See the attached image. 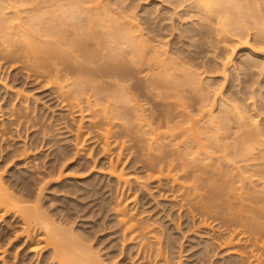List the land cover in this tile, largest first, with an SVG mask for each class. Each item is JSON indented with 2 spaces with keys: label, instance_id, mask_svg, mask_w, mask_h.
<instances>
[{
  "label": "bare ground",
  "instance_id": "obj_1",
  "mask_svg": "<svg viewBox=\"0 0 264 264\" xmlns=\"http://www.w3.org/2000/svg\"><path fill=\"white\" fill-rule=\"evenodd\" d=\"M147 1L0 0V100L14 95L0 103L1 264H128L75 226L78 209L48 210L52 178L65 194L102 193L119 254L142 264H181V224L196 248L184 264H264V0ZM88 141L103 184L64 177L85 168Z\"/></svg>",
  "mask_w": 264,
  "mask_h": 264
},
{
  "label": "rangeland",
  "instance_id": "obj_2",
  "mask_svg": "<svg viewBox=\"0 0 264 264\" xmlns=\"http://www.w3.org/2000/svg\"><path fill=\"white\" fill-rule=\"evenodd\" d=\"M145 1H147V0H145ZM153 1L154 0H148L146 3H153ZM143 2V1H142ZM144 3V2H143ZM149 3V4H150ZM154 4V3H153ZM152 4V5H153ZM0 71H2V70H0ZM10 77H8V81L6 80V82H8L7 84L9 85V87H14L15 86V88H10L11 90L13 89V91L15 90V91H17L16 90V88L17 87H21V88H23V85H24V83H22L23 82V79L22 78H20V76H15V75H13V77H11L12 76V73L9 75ZM15 77V78H14ZM13 79V80H12ZM16 79V80H15ZM21 84V85H20ZM11 85V86H10ZM13 85V86H12ZM19 85V86H18ZM30 85V84H29ZM26 86V85H25ZM24 86V87H25ZM26 87H29L28 85L26 86ZM1 88H3V89H1ZM20 88V89H21ZM18 89V88H17ZM37 88H35V89H33L34 91H30V93L28 92V94H30V96L32 97H34V95H36V97L35 98H40V100L38 99V102L41 104V103H43V102H45V101H47V98H45V96H44V94H42L41 93V89L40 90H36ZM39 89V88H38ZM43 91V90H42ZM4 92L6 93V89L4 88V87H0V96L3 94V95H5L4 94ZM9 93H7V95H6V97L4 98L6 101L8 100L7 98H8V96L10 97L11 95H13L11 92L12 91H8ZM31 92H33V93H31ZM36 92V93H35ZM33 94V95H32ZM13 98H14V95L12 96ZM20 97V96H19ZM3 98L0 100L1 102V105H3V104H5L6 103V101L4 100ZM18 99H20V98H18ZM44 99H45V101H44ZM4 102H3V101ZM19 101V100H18ZM49 104H50V101H49V103H48V107H49ZM41 106V105H40ZM46 107H47V104H46ZM45 107V108H46ZM44 108V109H45ZM47 111V110H46ZM51 111V110H50ZM60 110L59 109H56V107H54V109H53V117L54 118H51L50 119V121L52 122V120L53 121H55L56 120V117H58V116H56L57 114H59L60 112H59ZM48 113H49V111H48ZM51 113V112H50ZM50 113L49 114H47V116L48 115H50ZM52 114V113H51ZM70 119V127H69V129H71L72 127V129H76V125H77V123L78 122H80L79 121V118L78 117H76V119H75V117H74V120H73V118H69ZM71 119L73 120V121H71ZM77 122H76V121ZM75 121V122H74ZM72 123V124H71ZM86 123V122H85ZM79 125V124H78ZM61 131V130H60ZM64 131V130H63ZM66 135H67V133H66ZM68 135H69V133H68ZM12 136V139L10 138V140H9V138L6 140V142H4V141H2L3 143H9L10 145H14L15 143H17V141L19 142L20 141V145L22 144V141L21 140H23V139H21V138H19V139H21V140H19L18 139V136L16 137V135H14V138H13V135H11ZM22 137V136H21ZM24 138V137H23ZM14 140V141H13ZM1 141V140H0ZM9 141V142H8ZM8 144V145H9ZM89 141H88V143L86 144V146H87V150L89 151V152H92V153H86L85 155H84V157H85V161H84V163H85V168H81V169H83V170H81V169H79V168H77V169H72V168H68V169H66L65 171H67L68 173H69V169H70V174H68L67 172H65L64 173V177H76V174H77V176L79 177V175H81L80 176V178H86V177H88L89 179H94V180H96V181H101L100 183L101 184H103L104 182H105V177L104 176H102L103 174V167L104 166H102V163H103V161H102V159H103V156L100 154V155H97V152L99 151V148L96 146V145H93V147L91 148V147H89ZM9 145V146H10ZM16 146H13L14 148L15 147H17V145L18 144H15ZM19 146V145H18ZM9 148H12V146L11 147H9ZM45 148L43 147V148H41V149H39L37 152L35 151V152H30L31 154H30V158L29 159H33V155L34 154H32V153H35V156L36 155H38V153H40V151L42 152V153H44L43 152V150H44ZM48 149V148H47ZM46 149V150H47ZM46 150H44L45 152H46ZM50 150H51V147H50V149H48V151H47V153H49L50 152ZM91 154V155H90ZM45 155V154H44ZM93 156V157H92ZM39 159V158H38ZM38 159H37V162H39L40 164H41V162L40 161H38ZM41 159V161H42V158H40ZM39 159V160H40ZM96 159V161H94ZM18 160V158H15L14 159V161H17ZM99 160V161H98ZM100 160H101V162H100ZM104 160V159H103ZM13 161V162H14ZM88 161V162H87ZM105 161V160H104ZM13 162L11 163L10 162V164H8V166H7V168H6V170H5V172H4V174H5V176H6V179H9L10 177V172L8 171V169L11 167V165H13ZM87 162V163H86ZM94 162H96L95 163V166H94V168L93 167H90V169L88 168L89 166L88 165H92ZM27 166V165H26ZM93 166V165H92ZM19 167H25L22 163H21V166L19 165ZM82 167V166H81ZM66 168V167H65ZM64 168V169H65ZM102 168V169H101ZM94 169V170H93ZM131 169V170H130ZM132 169H134V168H129V170L128 171H133ZM79 170H81V171H79ZM78 171V172H77ZM102 171V173H100ZM73 172V173H72ZM80 172H81V174H80ZM88 172V173H87ZM66 173H67V175H66ZM75 173V174H74ZM79 173V174H78ZM84 173H85V175H84ZM87 173V174H86ZM83 174V175H82ZM96 174V175H95ZM71 175V176H70ZM100 175V176H99ZM90 176V177H89ZM97 176V177H96ZM99 176V177H98ZM103 177V178H102ZM55 178V177H54ZM87 178V179H88ZM96 178V179H95ZM103 180H101V179ZM100 179V180H99ZM54 180H56L57 181V178H55ZM53 180V178L51 179V182L52 183H54V182H56V181H54ZM51 182H50V184L49 185H46L47 187H48V189L47 190H45L44 192L47 194V195H43L42 196V198H43V202L42 203H44L45 202V205H46V207H48V210H52V212H54L55 210H57V208H59V207H63V206H65V208L68 210V211H73L72 210V208H69V207H67V206H70V207H75L76 209H78V211H79V213H78V217H74L73 218V220H74V223H75V226H77L79 229H81V230H92V231H94L93 232V234H96L95 235V238H94V240H93V244H95L96 246L99 244V248L101 249V251L103 252V254H105V256L110 252L111 253V251L113 252H115L116 254L118 253V257H117V260H120V259H128L127 261H128V264H142V263H144V262H146V261H148V260H146L145 259V261H143V260H141V259H139V258H137L136 256H133V255H135L136 253H135V249H132V250H130V252H129V250L126 248L125 249V251L122 253V254H119V251L121 252V240L119 241L118 240V242L116 241V238L118 237V233H116V231H117V226L116 225H114V224H106L107 223V221H108V219L109 218H107V217H105V219H104V214H105V212L103 211L104 209L101 207V205L99 204V203H101V195H102V193H96L97 195H95V194H88V195H86V196H83V197H81V198H79V195H80V193L82 192H76V193H67V194H65V192L64 191H61V190H58V189H54L53 190V188L51 187L50 188V185H51ZM50 188V189H49ZM156 188H153V189H151L152 190V192L154 193H157V190H155ZM48 190H50V191H48ZM52 190V191H51ZM58 190V191H57ZM105 191L106 190H108V187H106L105 189H104ZM151 190H148L149 191V193L147 192H144L147 196H146V199L145 200H147V199H151V197H155V193L152 195V192H150ZM105 191H104V193H105ZM122 191V188L120 189V192ZM125 191L126 190H124L123 192H124V195L126 194L127 195V192L125 193ZM128 191V190H127ZM33 192H34V195H37V188L36 187H34V189H33ZM50 192H52V193H50ZM54 192V193H53ZM103 192V191H102ZM141 193V192H140ZM139 193V194H140ZM143 193V194H144ZM151 193V194H150ZM60 194V195H59ZM76 194V195H75ZM107 194V195H106ZM106 194L105 195H103V196H108V194H109V192H107L106 191ZM150 194V195H149ZM92 195V196H91ZM100 195V196H99ZM142 195V194H141ZM62 196V197H61ZM78 196V197H77ZM75 197V198H74ZM77 197V198H76ZM99 197H100V199H99ZM55 200L56 201V203H55V201H53V200ZM162 198H160L159 196H156V198H155V200L154 201H152L151 203H150V205H149V203L147 204V206H145L146 208H149V207H151L152 205H154V203H157V201H159V202H161L162 200H161ZM64 200H65V202H64ZM139 200H140V197H139V195H138V202H139ZM157 200V201H156ZM49 201V202H48ZM53 201V204L51 203V202ZM71 201H73V202H71ZM75 201V202H74ZM99 201V202H98ZM66 203V204H65ZM91 203V204H90ZM131 203V202H130ZM56 204V205H55ZM75 204V205H74ZM133 204V203H132ZM131 204V205H132ZM97 205V206H96ZM160 205V206H159ZM159 205H158V207L156 208V209H154V210H152L151 212H150V214H153L154 213V211L155 210H157V209H162L163 208V206L164 205H162L161 203H159ZM80 206V207H79ZM96 206V207H95ZM57 207V208H56ZM99 207H101V208H99ZM54 208V209H53ZM69 208V209H68ZM166 208V207H165ZM164 208V209H165ZM71 209V210H70ZM54 210V211H53ZM102 211V212H101ZM174 211V212H173ZM175 211H176V209H173L169 214H170V216H169V214H168V217L166 218V221L169 223V224H173V223H175L176 225L177 224H179V222H181V221H183L184 220V216L182 215V218L181 219H179V217H178V215H179V213H176L175 214ZM94 212V213H93ZM104 212V213H103ZM148 212V213H149ZM177 212V211H176ZM171 213H172V215L173 214H175L174 216V220H170V219H172L173 217H172V215H171ZM97 214V215H96ZM177 215V216H176ZM10 217V216H9ZM9 217H7V220H11V219H13V218H9ZM172 217V218H171ZM177 217V218H176ZM170 218V219H169ZM1 219V218H0ZM104 219V220H103ZM107 219V220H106ZM77 220V221H76ZM4 220L3 219H1L0 220V224L3 222ZM174 221V222H173ZM175 221H177V222H175ZM104 222V223H103ZM6 222L4 221L0 226V230L2 229V227L4 226H6V224H5ZM12 223H14V225L15 226H19L20 224L17 222V221H12ZM102 223V224H101ZM17 224V225H16ZM19 224V225H18ZM106 224V225H105ZM94 225V226H93ZM100 227H99V226ZM104 225V226H103ZM111 225H114V226H111ZM81 226V227H80ZM83 226V227H82ZM98 226V227H97ZM108 226H109V228H108ZM111 226V227H110ZM3 227V228H4ZM107 227V228H106ZM186 226H185V224H181V226H180V229H178V230H181L180 232H183V234H184V236L185 237H182V235H181V233H180V240H182V245H183V247H182V249H183V252H182V258L179 260L180 261V263L181 264H184V263H187V261H191L192 260V257H189L190 256V254L192 253V251H193V249L195 250L196 248H191L190 250H186V248L187 247H189L188 245L190 244V241H189V235H191L192 234V231H187V232H184L185 230H186V228H185ZM91 228V229H90ZM113 228V229H112ZM116 230H115V229ZM106 230V231H105ZM177 230V229H176ZM100 231V232H99ZM191 232V233H190ZM116 233V234H115ZM101 237V238H100ZM104 237V238H103ZM98 238H100V239H103V240H100V239H98ZM179 240V241H180ZM100 242V243H99ZM181 242V241H180ZM97 243V244H96ZM116 244V245H115ZM117 244H119V245H117ZM105 245V246H104ZM112 245V246H111ZM127 245H129V242H128V244ZM110 248H109V247ZM112 247V248H111ZM127 247V246H126ZM106 248V249H105ZM19 250H21V248H19ZM107 250V251H106ZM106 251V252H105ZM116 251H118V252H116ZM31 253V251H29L28 250V253ZM45 252V251H44ZM108 252V253H107ZM107 253V254H106ZM33 255V254H32ZM122 255V256H121ZM219 256H221V255H219V254H216L215 256H214V258L216 259V258H218ZM39 257H41V255L39 256ZM35 258H36V256H34V258H33V256H32V258H31V256H30V258H28V260L29 259H31L32 261H29L28 263L29 264H33V261L35 260ZM121 260V261H122ZM2 262H1V260H0V264H1ZM37 264H40V261H39V263H37ZM45 264H49V262H47V263H45ZM210 264H212V263H210Z\"/></svg>",
  "mask_w": 264,
  "mask_h": 264
}]
</instances>
